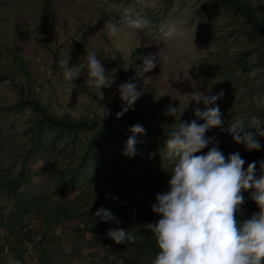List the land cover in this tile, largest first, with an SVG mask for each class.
<instances>
[{
	"label": "rangeland",
	"instance_id": "rangeland-1",
	"mask_svg": "<svg viewBox=\"0 0 264 264\" xmlns=\"http://www.w3.org/2000/svg\"><path fill=\"white\" fill-rule=\"evenodd\" d=\"M243 1L264 22V0ZM129 9L133 19L148 23L110 36L105 21L118 22ZM162 24H175L183 34L166 38ZM88 49L95 50L107 77L114 79L111 88L89 86L87 68L73 82L64 79L60 61L70 57V67L87 64ZM158 53L169 62H157L136 77L143 60L153 55L158 61ZM117 65L125 78L117 76ZM130 78L142 95L134 110L117 118L123 106L118 86ZM194 91L223 92L216 102L223 123L205 136L215 137L225 157L232 154L230 147L259 155L245 160V170L249 163L264 160V137H258L260 151H248L227 130L236 119L264 120V39L226 0H0V221L5 222L0 225V264H151L144 245L155 237L145 224L160 219L151 205L157 193L169 190L172 171L164 153L175 118L164 113L169 105L180 111L187 107L180 119L191 121L194 107L205 110L202 103L190 101ZM29 95L54 117L97 126L36 128L37 114L29 105L9 108ZM104 106L111 109L106 119ZM138 123L146 130L137 135L142 154L129 158L123 150ZM25 160L20 187L31 211L24 218L1 191V183L17 178ZM256 171L259 175V164ZM251 191L243 193L240 222L259 212ZM102 206L122 223L95 222ZM145 212L152 215L150 220ZM114 227L129 229L135 241L116 244L106 235Z\"/></svg>",
	"mask_w": 264,
	"mask_h": 264
},
{
	"label": "clouds",
	"instance_id": "clouds-1",
	"mask_svg": "<svg viewBox=\"0 0 264 264\" xmlns=\"http://www.w3.org/2000/svg\"><path fill=\"white\" fill-rule=\"evenodd\" d=\"M147 23L143 18L133 19L132 9L118 22L114 19L105 21L110 36H116L125 29H142ZM160 31L166 38L183 34L175 24H162ZM157 55L158 61L153 55L143 60L142 66L136 68V77L142 78L144 73L156 67L157 62H169L167 55ZM69 59L60 61L66 81L73 82L87 68L91 78L86 81L89 86L97 89L112 87L114 79L107 77L95 50H87V64L70 67ZM118 91L123 104L121 111L116 113V117L120 118L134 110L142 92L137 90L133 78L119 84ZM190 96V101H195L197 105L202 103L205 107V110L194 107L191 121L180 119L187 107L180 111L179 107L169 105L164 113L175 118L171 124L174 126L166 133L164 153V158L172 162V171L169 190L157 193L155 203L151 205L152 212L160 219L145 224V230L154 235L159 248L151 264H264V160L249 163L245 170V160L239 152L225 157L215 137L205 136L209 129L220 127L223 123L220 107L216 103L222 99V91L215 95L194 91ZM178 111L179 118L176 117ZM110 115L111 109L104 106L102 118ZM227 130L233 141L243 144L246 150H261L258 137H264V120L258 116H252L247 123L244 119H236ZM130 131L132 135L127 138L123 155L132 158L142 154L138 152L137 145L143 141L138 140L137 135H144L146 130L138 123ZM205 148H209L205 155H194ZM153 155L150 154V157ZM249 190H252L250 199L257 204L259 212L240 222L237 214L246 202L243 193ZM112 199L118 200V197ZM94 217L95 222H110L117 226L122 223L103 206L97 209ZM106 235L116 244L136 239V234L120 227L110 228ZM17 264L20 262L17 261Z\"/></svg>",
	"mask_w": 264,
	"mask_h": 264
},
{
	"label": "trees",
	"instance_id": "trees-1",
	"mask_svg": "<svg viewBox=\"0 0 264 264\" xmlns=\"http://www.w3.org/2000/svg\"><path fill=\"white\" fill-rule=\"evenodd\" d=\"M226 1L228 3H230L231 5H234L237 9H240L241 12L246 16L249 23L258 31V33L264 39V22L261 21L260 19H258V17L255 15V13L252 10V7L243 0H226ZM77 46H78V48L81 49V51H85L84 47H81L79 45H77ZM138 61L139 60H136V63H138ZM116 74L120 78H125L120 65H117V67H116ZM19 92L22 94L21 90H19ZM25 105H29L33 109V111L37 114L36 124L34 126L36 128H42L44 124H49L53 127L59 128V129H69V130L75 131L79 128L88 127L89 124L91 127L97 126V124L90 123L87 121H78V122L72 121L69 117H67L65 119H59L57 117H54L46 111V109L44 108L43 104L40 101L32 99L31 95H29L25 100L21 99L20 102H18V104L10 106L9 108L19 110L20 108L24 107ZM3 109H5V108H3ZM131 115H132V117L136 116L135 113H131ZM136 117H138V116H136ZM210 147H211V145H209V148ZM221 147L222 146L219 145V148H221ZM209 148H206V149H209ZM228 150L231 153L239 152L241 157L244 160H253L257 156H259V155H255V154L250 153V152L242 151L236 147H230ZM26 167H27V161L25 160L23 163V167H22L19 175L17 176V178L11 179L9 177L8 178L6 177L1 183V191L5 195H7V198L10 199V201L13 202V205L17 209V212L19 211L20 215L24 216V218L31 211V205L28 202H25L23 200V195L21 193V187H20L21 180L25 178ZM3 210H4V208L2 206H0V217L2 216ZM146 212L144 213L145 217L147 218V220H150L149 218H151L152 215L150 216ZM91 220H92V223H91V225H92V224H94V219L91 217ZM18 221H19V224L21 225V220L18 219ZM4 224H5V222L0 221V225H4ZM31 232L33 233V231H31ZM26 237H27L28 241H31L30 236L26 235ZM18 242H20V241H18ZM144 246H145L146 250L148 251L149 255L152 257V260H153L159 252V248H158V245L156 243V239L155 238L150 239L147 243H145ZM14 251H16V250H14ZM114 253L117 254V252H115V251H114ZM127 262L129 264H141L139 261H133V260H130ZM0 263H1V259H0Z\"/></svg>",
	"mask_w": 264,
	"mask_h": 264
}]
</instances>
